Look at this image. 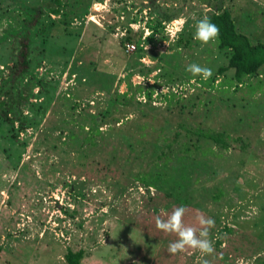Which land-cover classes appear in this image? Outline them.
<instances>
[{
  "label": "rangeland",
  "instance_id": "374dc122",
  "mask_svg": "<svg viewBox=\"0 0 264 264\" xmlns=\"http://www.w3.org/2000/svg\"><path fill=\"white\" fill-rule=\"evenodd\" d=\"M44 2L0 0V74L20 7ZM224 10L264 43V0H92L70 26L52 15L55 26L35 30V74L57 88L31 99L47 110L37 127L16 138L19 123H0V264H68L69 251L84 252L81 264H262L264 68L239 83L219 74L229 53L217 39H194L199 20ZM48 32L78 41L43 53ZM191 63L212 76L193 77ZM199 129L225 134L228 148ZM180 205L198 231L201 214L214 219L213 254L168 252L178 237L155 221Z\"/></svg>",
  "mask_w": 264,
  "mask_h": 264
},
{
  "label": "trees",
  "instance_id": "16d2710c",
  "mask_svg": "<svg viewBox=\"0 0 264 264\" xmlns=\"http://www.w3.org/2000/svg\"><path fill=\"white\" fill-rule=\"evenodd\" d=\"M91 5L92 0H45L39 7H26L24 5L22 8L20 7L24 14L21 25L18 28L9 29L6 34V38L11 41L10 61L12 66H7L9 70L7 76L3 72L0 74V123L7 124L12 128L15 127L16 123H19L20 128L17 131L16 138L20 132L26 131L28 127H37L47 113L45 106L36 105V103L31 102V99L46 97L48 101H51L57 88L56 84L53 85V83L48 80L45 81L44 78H39L35 74L34 60L32 59L35 47L33 36L35 30L38 27H43L46 19L50 20L52 26H55L56 22L50 17L52 15L63 17V21L60 22L68 27L73 19L85 16ZM209 18L220 30L217 38L219 49L229 53V63L219 69V74L234 70L235 78L239 83H242L248 77L258 76L264 68V43L252 44L247 35L239 33L232 14L228 10L214 13ZM159 26H161V23ZM40 37L43 46L41 52L43 53H46L48 48L53 49L57 44L62 43H65L66 46L68 44V47L72 48L78 41L75 36L67 35L64 37L58 35L54 37L49 32L42 33ZM154 38L155 35L152 34L145 40L151 43ZM126 41L138 43L140 40L128 35ZM36 88H40L38 94L34 93ZM130 90H134L131 84ZM137 91H143V89L138 88ZM151 95V91L146 93L149 99L152 98ZM123 98L127 100L128 94L123 95ZM25 108L35 114L33 118L29 119L24 115ZM196 134L228 148V137L225 134L201 129L197 130ZM83 258V251L76 253L69 251L66 255L68 264H81ZM262 264H264V260Z\"/></svg>",
  "mask_w": 264,
  "mask_h": 264
},
{
  "label": "clouds",
  "instance_id": "9594fccd",
  "mask_svg": "<svg viewBox=\"0 0 264 264\" xmlns=\"http://www.w3.org/2000/svg\"><path fill=\"white\" fill-rule=\"evenodd\" d=\"M186 21L183 17L174 21V23L183 24ZM219 27L213 23L209 17L205 16L195 25L194 39L202 44H208L219 37ZM193 77L200 76L204 80L212 76V70L206 66H201L197 63L187 65L185 69ZM187 208L184 205L175 207L172 212L167 215L166 219L156 218V228L165 232L176 234L178 237L175 241L170 242L168 252L172 255L184 252L186 249L198 250L203 255H211L215 252L214 241L210 238V229L215 226V221L211 217H205L203 214L198 218L201 225L200 230L188 226L184 222V217ZM203 264H208L207 260Z\"/></svg>",
  "mask_w": 264,
  "mask_h": 264
},
{
  "label": "built area",
  "instance_id": "2783aa9c",
  "mask_svg": "<svg viewBox=\"0 0 264 264\" xmlns=\"http://www.w3.org/2000/svg\"><path fill=\"white\" fill-rule=\"evenodd\" d=\"M132 48H133V49H135V47H134V46H133Z\"/></svg>",
  "mask_w": 264,
  "mask_h": 264
}]
</instances>
